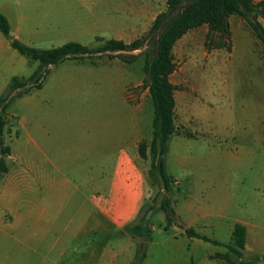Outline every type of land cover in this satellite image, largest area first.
Wrapping results in <instances>:
<instances>
[{
  "label": "rangeland",
  "instance_id": "1",
  "mask_svg": "<svg viewBox=\"0 0 264 264\" xmlns=\"http://www.w3.org/2000/svg\"><path fill=\"white\" fill-rule=\"evenodd\" d=\"M18 1L0 0V8L11 14ZM143 1L134 0L130 7ZM158 5L161 11L167 10L166 0H158ZM260 21L264 26V20ZM230 24L229 39L202 26L188 32L174 47L176 68L171 81L176 86V126L191 140L181 153L168 151L166 155V170L177 179L171 193L165 192L162 181L154 183L147 174L150 188L134 220L128 223L138 222L148 207L155 208L156 213L151 216L152 240L142 264H242V259L223 246L189 238L178 226L167 227L165 213L160 211L165 197L171 200L181 224L210 239L233 244L235 225H244V258L252 264H264V46L240 17L232 16ZM1 35L11 50L0 53V100L14 77L27 79L40 66L20 55ZM155 42L156 37L151 36L140 50L122 52L129 58L138 57L133 63L107 57L94 63L66 61L51 69L41 89L12 101L7 110L5 140L22 163L8 159L11 171L35 166L24 161L25 154L39 163L38 145L43 130L47 139L54 142L60 140V130L66 132L61 158L64 175L69 179L75 177L74 171L89 166H96L104 176H113L115 163L78 164L73 161L75 151L86 143L80 140H90L96 142L94 149L100 156L105 150V130L125 124L133 112H137L139 120V137L150 143L154 105L142 81L144 54L157 48ZM102 45L103 42H96L88 47ZM11 64L13 77L5 81L7 75L1 74ZM94 134L97 139L92 141ZM179 155L188 158L186 165L180 162ZM151 163L149 153L140 165L148 173ZM79 199L71 194L59 197L57 205H50L48 219H82ZM6 205H0V211L6 212ZM1 218L0 264H71L72 256L83 255L92 239H74L64 227L34 224L37 218L20 227L12 226L9 213H3ZM99 219L103 217L98 214ZM120 235H126L123 243L137 244L122 229L113 235L112 245L117 246ZM101 241L98 234V244ZM62 248L69 253L63 256ZM136 251L137 245L124 252L116 264H132Z\"/></svg>",
  "mask_w": 264,
  "mask_h": 264
},
{
  "label": "crops",
  "instance_id": "2",
  "mask_svg": "<svg viewBox=\"0 0 264 264\" xmlns=\"http://www.w3.org/2000/svg\"><path fill=\"white\" fill-rule=\"evenodd\" d=\"M133 1L19 0L15 5V12L7 14L2 8L0 12L10 22L11 35L35 48L53 49L71 42L89 46L111 40L130 44L148 33L157 16L164 12L159 8L158 0H144L138 6L130 7V2ZM9 50L10 45L0 33V53ZM4 74L7 75L5 81L12 79V64L4 67L1 75ZM135 83L139 85L140 82L137 80ZM92 128L89 127L90 131ZM44 132L45 130L40 136V144H37L41 152L39 163L37 159L25 154L24 161L35 165L34 167L12 172L8 159L22 162L13 156L11 148V155L6 160L8 173L0 182V205L7 204V211H0V220L4 221L1 218L3 213H9L12 215L11 222L14 227H20L25 221L37 218L39 220L34 224L49 228L64 227L66 234L74 239L91 236L85 253L73 255L71 264L118 263L120 256L130 248H136V244L130 241L123 243L126 235H120L117 236L121 238L120 242L114 246L111 242L113 235L120 233L125 225L134 220L145 199L146 191L150 188L148 173L140 165L143 159L138 149L144 139L139 137L137 112H133L125 124L110 126L105 130L104 144L101 143L105 150L100 152V156L94 149L95 141L92 143L90 140H80L83 141L82 144L86 143L75 151L73 161L78 164L115 163V171L110 177L104 176L101 171L98 173L96 166L74 171L75 180L65 177L61 152L66 132L60 130L59 138L62 140L58 142L49 141ZM92 138V141L97 139L96 134ZM190 140L176 126V132L169 144V153H181ZM133 150L137 153L134 154ZM179 157L180 162L186 165L188 158L185 155ZM70 194L80 197L79 210L84 217L66 222L49 220L50 205H57L59 197ZM22 203L25 205V212H22ZM98 214L103 219L98 220ZM98 234L102 238L100 244ZM61 253L65 256L69 251L62 248ZM133 255L134 252L131 253V258Z\"/></svg>",
  "mask_w": 264,
  "mask_h": 264
},
{
  "label": "trees",
  "instance_id": "3",
  "mask_svg": "<svg viewBox=\"0 0 264 264\" xmlns=\"http://www.w3.org/2000/svg\"><path fill=\"white\" fill-rule=\"evenodd\" d=\"M184 2L185 0H167V10L157 16L148 34L141 39L130 44L115 40L106 41L102 46L93 49L76 42L53 49L28 46L11 35L10 22L0 12V31L11 42L12 48L20 55L40 63L38 70L31 77H14L0 100V182L8 173L6 160L11 155V147L6 144L5 135L8 133L7 110L12 101L22 98L33 89H41L51 69L66 61L94 63L107 57L133 63L138 57L129 58L122 52L138 51L151 36H155V46L158 48L148 50L144 54L146 61L143 80V87L149 90L154 105L153 135L150 143L142 142L139 145L138 151L143 160H147L150 153L152 163L148 172L149 178L154 183L162 181L165 192L171 193L177 180L166 170V155L176 132V86L171 81L176 68L173 55L175 45L188 32L202 26H207L210 33L229 39L230 18L238 16L247 23L264 46V26L260 21L264 20V0H187L186 5ZM176 12L177 15L174 16ZM160 211L165 213L167 227L178 226L189 238L223 246L242 259V264H252L243 254L247 244V229L244 225H235L233 244L223 243L181 224L168 197L161 202ZM155 213V208L150 206L139 217L138 222L123 227V232L137 241L136 256L132 264H142L147 258V246L152 240L153 232L151 216Z\"/></svg>",
  "mask_w": 264,
  "mask_h": 264
},
{
  "label": "water",
  "instance_id": "4",
  "mask_svg": "<svg viewBox=\"0 0 264 264\" xmlns=\"http://www.w3.org/2000/svg\"><path fill=\"white\" fill-rule=\"evenodd\" d=\"M158 48V47H157Z\"/></svg>",
  "mask_w": 264,
  "mask_h": 264
}]
</instances>
